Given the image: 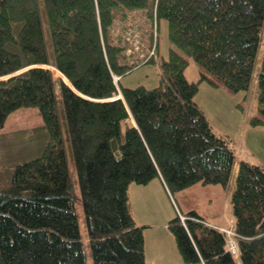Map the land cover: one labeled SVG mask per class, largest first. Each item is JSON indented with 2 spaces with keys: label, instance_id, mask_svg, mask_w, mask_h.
<instances>
[{
  "label": "trees",
  "instance_id": "trees-1",
  "mask_svg": "<svg viewBox=\"0 0 264 264\" xmlns=\"http://www.w3.org/2000/svg\"><path fill=\"white\" fill-rule=\"evenodd\" d=\"M155 4L158 31L149 17ZM138 12L143 25L128 38L126 23ZM188 57L200 67L197 81L186 76ZM149 60L160 68L157 85L120 84ZM2 76L0 123L28 107L42 122L26 130L34 144L2 155L24 159L5 178L0 170V264H85L68 153L92 263L151 264L128 185L159 177L170 193L196 183L227 187L234 150L213 130L196 92L203 80L246 98L255 81L249 122L264 124V0H0ZM117 91L125 104L104 100ZM230 203L238 260L225 250L224 233L190 209L184 221L176 214L167 224L185 263L264 264L263 166L240 160Z\"/></svg>",
  "mask_w": 264,
  "mask_h": 264
},
{
  "label": "rangeland",
  "instance_id": "rangeland-1",
  "mask_svg": "<svg viewBox=\"0 0 264 264\" xmlns=\"http://www.w3.org/2000/svg\"><path fill=\"white\" fill-rule=\"evenodd\" d=\"M145 17L146 16L144 14L139 12L138 14L129 17L130 19L126 23V36L128 38L137 36L136 32L143 25ZM153 18L154 17L152 16V19ZM153 29L155 28L153 27ZM262 45L263 44H261V49L263 47ZM169 46L170 43L167 38L166 23L164 21H161L159 27V54L165 55ZM133 48L137 50L140 48V46L135 44ZM149 49L150 46L145 43L140 51V54H143V56L145 54H148ZM155 52L156 56H158L159 54H157V49ZM261 53L262 50L259 51V55H261ZM143 56H139L138 58L131 57L130 62H133L134 60L136 62V60H139ZM188 59L189 63L185 69L186 76L189 80L197 81L199 78L200 67L192 57H188ZM34 66H44L45 68L53 70L51 68V65L36 64ZM60 76L63 81L68 86H70L71 89H73L66 76L63 74H61ZM6 77L7 76H2L0 78ZM53 77L55 79L59 78L57 76H54V74ZM117 78L118 76L114 75V79ZM159 81L160 68L157 60H149L145 63L142 62L140 63V65H137L130 71L120 76V84L123 86H135L138 84H142L145 87H153L157 85ZM211 85L212 84L206 81H199L198 91L196 92V101L203 112L206 114L213 130L216 133L221 135L223 134L227 137L231 146L233 147L235 159L239 158L251 163H257L260 166L264 167V125H252L250 123H243V121L241 120V117H245L247 115L246 110L248 108V105H250V107H253V104L255 102L257 105L258 89L256 86V82L253 81L250 88V93L246 98L243 97L242 92H232L225 85H218L217 88H213L211 87ZM117 98L121 99L125 104V100H123L122 94L119 91L112 94L111 96H108L107 98H104V100H113ZM41 122L42 118L37 108L28 107L13 111L2 123H0V133H3L5 135V137L1 136V138L4 139V144L3 146H0V149H3V152H0V170L2 171V173H4L1 174V178H5L8 173H11V169L15 166V164L24 159L23 156H20V154H17L18 156L13 155L12 157H7L5 159L2 156L4 155L5 150L6 153L10 152L16 154L19 153L22 148L26 149L31 144H34L36 142L35 140L25 138L28 135L26 130L40 124ZM240 130L241 133H239ZM2 139H0L1 143ZM4 159L7 161H5ZM68 162L71 170V177L73 180V201L81 237L83 240L85 264H93L87 243L84 213L80 201L78 179L69 153ZM8 168H10V170H8ZM146 183H129L127 190L132 193L136 201L140 200L139 191L137 190L136 186ZM233 188L234 172L232 171V175L229 178L227 187H223L219 183H209L205 185L196 183L181 190L170 193L165 186V189L168 193H165L163 196L158 198L156 200V204L158 206H161L162 208H165V204L168 203V205H166V208L169 209V211H171L172 213L169 218H172L173 215L175 216L178 211L176 210V208H178L181 212H186L189 209H195L198 213H201L206 217V219L203 218L204 221L210 223L215 227H219L224 232H226L227 234L224 233V237L226 239L234 238L237 242L236 235L233 234L234 221L231 213L230 203V193ZM141 204L142 203H138L137 207H139ZM162 231L166 232L163 228L156 229L157 235H161ZM149 238L150 232L149 235H147L148 242ZM235 258L236 260H238L237 257ZM146 259L148 260L147 256ZM238 264L240 263L238 262Z\"/></svg>",
  "mask_w": 264,
  "mask_h": 264
},
{
  "label": "crops",
  "instance_id": "crops-1",
  "mask_svg": "<svg viewBox=\"0 0 264 264\" xmlns=\"http://www.w3.org/2000/svg\"><path fill=\"white\" fill-rule=\"evenodd\" d=\"M211 87L217 88L218 86L211 85ZM255 111L256 102L253 104V107H250V105H248V108L246 110L247 115L245 117H241L243 123H250L249 118L255 113ZM239 133H241V130L239 131ZM1 136L5 137L3 133H0V139H2ZM3 142L4 139H2V143L0 142V146H3ZM2 151L3 149H0V152ZM240 160L241 159L239 158L235 159L233 168L234 175L238 168ZM136 188L139 191L140 200L136 201L132 193L129 192L130 207L131 214L135 220V223L139 226H142L143 228L144 254L145 258L146 256L148 258V260H146L151 264H193L185 263L181 259L173 234L167 226L168 220L171 218H169V216L172 215L171 211L166 208V205H168V203L165 204V208H162L161 206H158L156 204V200L158 198L163 196L165 193H168L165 189L163 181L159 177H156L146 184L136 186ZM138 203L142 204L137 207ZM176 210L181 212L178 208H176ZM199 214L206 219L203 214ZM162 228L165 229L166 232L162 231L161 235H157L156 229ZM149 232L150 238L148 242L147 235H149Z\"/></svg>",
  "mask_w": 264,
  "mask_h": 264
},
{
  "label": "built area",
  "instance_id": "built-area-1",
  "mask_svg": "<svg viewBox=\"0 0 264 264\" xmlns=\"http://www.w3.org/2000/svg\"><path fill=\"white\" fill-rule=\"evenodd\" d=\"M186 218L185 215H180V219L181 220H184ZM227 234V233H226ZM229 234V233H228ZM234 235H236V233L234 232L233 233ZM226 248L232 252L233 254H236L237 252V245H236V242L234 240V238H228L226 239Z\"/></svg>",
  "mask_w": 264,
  "mask_h": 264
},
{
  "label": "bare ground",
  "instance_id": "bare-ground-1",
  "mask_svg": "<svg viewBox=\"0 0 264 264\" xmlns=\"http://www.w3.org/2000/svg\"><path fill=\"white\" fill-rule=\"evenodd\" d=\"M182 221H184V220H182Z\"/></svg>",
  "mask_w": 264,
  "mask_h": 264
}]
</instances>
